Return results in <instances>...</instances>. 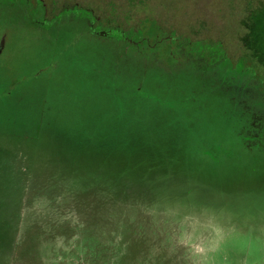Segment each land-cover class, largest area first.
<instances>
[{
  "label": "rangeland",
  "instance_id": "obj_1",
  "mask_svg": "<svg viewBox=\"0 0 264 264\" xmlns=\"http://www.w3.org/2000/svg\"><path fill=\"white\" fill-rule=\"evenodd\" d=\"M42 3L223 54L168 70L0 0V264H264V0Z\"/></svg>",
  "mask_w": 264,
  "mask_h": 264
},
{
  "label": "trees",
  "instance_id": "obj_2",
  "mask_svg": "<svg viewBox=\"0 0 264 264\" xmlns=\"http://www.w3.org/2000/svg\"><path fill=\"white\" fill-rule=\"evenodd\" d=\"M17 3L20 7L26 8L28 2L27 0H20ZM40 11V8L36 9L35 16H38ZM71 11V13L82 16L84 18L83 26L85 30L92 33L93 36L99 37L101 41H112L115 47L118 43H127L130 45V50L137 61L164 66L168 70L180 69L186 65H190L191 59H199L200 54H205L204 49H208L207 47H209L207 52L209 53L210 62L213 61V57L220 58L223 54V50L219 46L208 45L205 41L185 40L180 36L178 38V35L167 33L161 28H152L146 32L142 26L132 27L130 30L131 34H128L124 27L103 23L90 9H82L75 6ZM198 74L210 83L208 90L211 94L228 100L229 103L233 104L234 109L241 108L244 111L246 114L244 117V125L246 126L244 128L249 127L252 117L248 114L249 112L246 111L245 107H241L240 101L235 102L232 94L228 91L225 93V89L209 73L202 75L199 72ZM135 90L138 91V87H135Z\"/></svg>",
  "mask_w": 264,
  "mask_h": 264
},
{
  "label": "flooded vegetation",
  "instance_id": "obj_3",
  "mask_svg": "<svg viewBox=\"0 0 264 264\" xmlns=\"http://www.w3.org/2000/svg\"><path fill=\"white\" fill-rule=\"evenodd\" d=\"M2 2H5V3H8V4H18L17 2L20 1V0H1ZM27 6L26 8H22V10L25 12V13H29L30 17L37 23H54V22H62V21H68V20H72V21H75L76 23L78 24H81L83 25V20L84 18L78 14H74V13H71L72 11H70L69 14H67V18H62L64 16L63 15H58V16H53L51 18H48V16H45V14L43 13L42 11V0H27ZM42 3V4H41ZM40 8V14H38V16H35V10ZM72 14V15H71ZM70 15V18H68V16ZM63 19V20H62ZM43 23V24H44Z\"/></svg>",
  "mask_w": 264,
  "mask_h": 264
}]
</instances>
